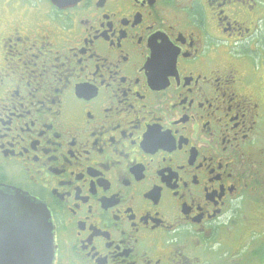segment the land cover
I'll list each match as a JSON object with an SVG mask.
<instances>
[{"label":"flooded vegetation","instance_id":"obj_1","mask_svg":"<svg viewBox=\"0 0 264 264\" xmlns=\"http://www.w3.org/2000/svg\"><path fill=\"white\" fill-rule=\"evenodd\" d=\"M0 188L52 264H264V0H0Z\"/></svg>","mask_w":264,"mask_h":264},{"label":"water","instance_id":"obj_2","mask_svg":"<svg viewBox=\"0 0 264 264\" xmlns=\"http://www.w3.org/2000/svg\"><path fill=\"white\" fill-rule=\"evenodd\" d=\"M58 7L78 0H50ZM48 212L23 192L0 188V264H52Z\"/></svg>","mask_w":264,"mask_h":264},{"label":"rangeland","instance_id":"obj_3","mask_svg":"<svg viewBox=\"0 0 264 264\" xmlns=\"http://www.w3.org/2000/svg\"><path fill=\"white\" fill-rule=\"evenodd\" d=\"M230 247H231L233 250H236L238 246L235 245V244H233V245H230ZM236 252H238V249L236 250ZM236 252H235V253H228V255H229V256H233V255L238 254V253H236ZM237 261H238V262H237L236 264H239V262H240L239 259H237ZM249 261H250L249 264H258V263H257V260L254 259V258H250ZM233 264H234V263H233ZM240 264H243V263H240Z\"/></svg>","mask_w":264,"mask_h":264}]
</instances>
